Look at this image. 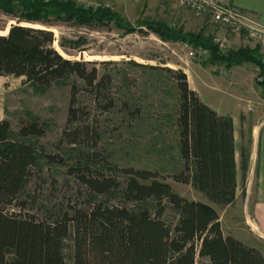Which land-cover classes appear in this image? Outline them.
Instances as JSON below:
<instances>
[{
  "label": "trees",
  "instance_id": "1",
  "mask_svg": "<svg viewBox=\"0 0 264 264\" xmlns=\"http://www.w3.org/2000/svg\"><path fill=\"white\" fill-rule=\"evenodd\" d=\"M0 9L18 20L0 34V77H23L41 87L71 78L67 126L78 120L77 95L82 89L104 111L114 108L110 99L100 104L107 99L104 93L111 76L100 74L94 65L89 67L92 62L61 55L53 47L55 38L49 27L54 21L87 26L112 22L128 33L135 27L109 8L88 7L74 0H0ZM142 26L162 40L206 50L203 67L252 63L258 68L259 84L264 86V58L256 49L239 47L222 52L202 30L183 32L162 22H144ZM129 63L173 81L171 88L177 98L172 124L181 168L171 177L191 184L213 203H232L238 168L232 118L206 105L190 89L182 70ZM155 90H160L158 85ZM123 105L130 113L128 102ZM44 133L37 120L21 121L17 131L11 130L8 120L0 121V264H68V257L71 264H264L257 248L224 234L212 205L178 195L158 171L109 166L118 175L106 174L107 166L98 157L96 125L66 127L59 140L79 148H72L77 153L67 173L83 187V201L76 200L66 210H48L42 218L15 211L41 162L65 165L59 154L48 153L38 143ZM240 157L244 180L248 157L243 151Z\"/></svg>",
  "mask_w": 264,
  "mask_h": 264
},
{
  "label": "rangeland",
  "instance_id": "2",
  "mask_svg": "<svg viewBox=\"0 0 264 264\" xmlns=\"http://www.w3.org/2000/svg\"><path fill=\"white\" fill-rule=\"evenodd\" d=\"M74 1L88 7L109 8L124 23L136 28L128 33L112 22L87 26L71 21H54L49 27L55 38L53 47L61 55L72 60L92 62L94 64L89 67L94 65L100 74L111 76L107 92L104 93V98L107 99L100 104L104 105L110 99L114 102V108L104 111L95 103L93 96L82 89L77 95L76 106L80 110L78 120L67 126L70 86L73 81L71 78L50 87H41L25 82L23 77H0V121L8 120L11 130L17 131L21 121L37 120L45 129V133L37 140L38 143L48 153L59 154L65 162V165L41 162L40 171L32 175L17 201L18 205L13 209L42 218L48 210H66L76 200L83 201V187L67 173L68 166L73 163L74 153H77L73 149L79 148H73L65 142L60 143L59 140L66 127L73 129L91 124L98 128L97 152L99 160L107 166L106 174L118 175L109 170L110 167L158 171L178 195L212 205L219 215L225 235L242 238L248 227L244 223L247 219L244 216L246 192L240 168L241 157H238L239 182L236 195L230 204L213 203L191 184L175 181L171 176L180 170L181 160L178 139L172 124L173 107L177 98L176 91L171 88L173 81L167 75L159 77L129 62L182 70L191 87L195 83L204 99L225 111L231 110L236 99L239 87L235 80H246L255 89L251 96L248 95L252 106L239 111L236 114L237 119H240V115L248 118V114H260L261 119L264 117V105H257L253 101L258 98V93L264 96V86L259 84L257 78L258 68L252 63L236 65L247 64V76L243 78L244 71L241 67L227 68L221 64L203 67L202 62L208 54H200L186 43L162 40L154 31L142 26L144 22H162L181 28L183 32L197 33L202 30L205 36L220 37L225 44L224 51L239 48L228 42L227 34L226 38L221 36L219 26L206 17L196 16L190 10L180 7L176 0ZM17 22L16 18L0 9V34H5ZM21 24L33 25L24 22ZM261 48L264 49V46L254 42L251 49H256L263 57ZM156 85L160 90H155ZM200 99L204 102L202 97ZM125 101L128 102L130 113L126 108L124 110ZM248 101L244 103L248 104ZM246 126L248 123L245 130ZM241 151L245 153L244 148ZM67 263L71 264L69 257Z\"/></svg>",
  "mask_w": 264,
  "mask_h": 264
},
{
  "label": "crops",
  "instance_id": "3",
  "mask_svg": "<svg viewBox=\"0 0 264 264\" xmlns=\"http://www.w3.org/2000/svg\"><path fill=\"white\" fill-rule=\"evenodd\" d=\"M226 5L236 7L244 12L252 15L258 21L264 25V0H222ZM205 18V17H204ZM217 26V25H216ZM221 30V36L227 34L228 42L231 45H237V47H253L254 42L247 40L243 35L232 32L226 28L219 27ZM224 38V37H223ZM226 38V36H225ZM260 53L264 58V49H260ZM247 64L242 66H234L233 68H242L244 71L243 78H246V72L248 71ZM240 68V69H241ZM250 76V74H249ZM238 84L236 99H234L233 107L230 111L219 110V107L209 103L201 93L198 91L197 86L193 83V87H189L195 91L199 97L204 99V103L215 110L221 115H228L232 118L234 126V142L236 148V162L238 166V157L240 152L244 148L248 157V168L243 181L244 190L246 192L244 198V223L247 224V230L243 237L235 238L241 240L245 244L257 248L264 256V117L261 119V115L251 116L248 114V118L240 115V119L236 118V114L243 109H250L252 105L251 101H248V95H252L255 89L252 85L245 82L235 80ZM247 91V92H245ZM258 98L253 99L255 104L264 105V96L262 93H258ZM248 101V104L244 102ZM251 117V119L249 118ZM248 119V120H247ZM248 123V126L245 125ZM245 143L243 144V140ZM237 184L239 182L238 168H237ZM237 198V196H236Z\"/></svg>",
  "mask_w": 264,
  "mask_h": 264
},
{
  "label": "built area",
  "instance_id": "4",
  "mask_svg": "<svg viewBox=\"0 0 264 264\" xmlns=\"http://www.w3.org/2000/svg\"><path fill=\"white\" fill-rule=\"evenodd\" d=\"M177 4L190 10L194 15L208 18L213 24L243 35L247 40L264 46V25L252 15L236 7L226 5L222 0H176ZM221 51L225 44L220 37H213ZM200 54L206 50L197 49Z\"/></svg>",
  "mask_w": 264,
  "mask_h": 264
}]
</instances>
